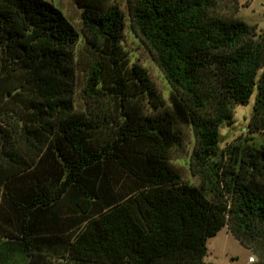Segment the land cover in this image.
<instances>
[{
    "label": "trees",
    "instance_id": "16d2710c",
    "mask_svg": "<svg viewBox=\"0 0 264 264\" xmlns=\"http://www.w3.org/2000/svg\"><path fill=\"white\" fill-rule=\"evenodd\" d=\"M73 1L80 30L48 0H0V264H206L227 225L264 264V146H221L255 90L264 132V33L239 0H127L168 105L144 67L128 76L119 0ZM185 126L199 185L172 162Z\"/></svg>",
    "mask_w": 264,
    "mask_h": 264
},
{
    "label": "rangeland",
    "instance_id": "374dc122",
    "mask_svg": "<svg viewBox=\"0 0 264 264\" xmlns=\"http://www.w3.org/2000/svg\"><path fill=\"white\" fill-rule=\"evenodd\" d=\"M57 5L66 16L73 22V24L80 30L82 26L81 9L75 4L73 0H48ZM241 8L238 12V17L246 22L256 25L259 33H264V0H239ZM126 15V27L122 40L123 63L126 67L128 76H134V67H144L149 73L151 79L156 84L162 93L165 101L170 102V94L172 92L171 84L166 78L164 72L155 60L151 50L146 46L142 39L134 30L131 16L129 13L127 0H119ZM82 42V39H81ZM82 44V43H81ZM262 70H260V73ZM83 76L81 75V78ZM20 80V75H15L5 80L9 85L16 84ZM130 93L143 100L144 95L139 86L134 81L131 82ZM83 82L78 77L74 88L71 91V97L76 103L82 102ZM257 90L251 96L250 102L247 104H237L235 106V122L233 125L225 123L221 128V146L226 147L234 141H244L256 144L257 146H264V132H251L249 129V120L252 116L253 106L255 102ZM2 101V100H1ZM150 106V105H149ZM147 106V109H149ZM185 143L182 147L176 150L173 154L172 162L184 175V179L195 185L200 184L198 176L194 175L190 165V158L195 146V135L191 127H184ZM29 177V176H27ZM21 179V184L25 182V178ZM117 180L121 187L126 189L134 186L135 182L130 178H125L124 174L118 173ZM208 255L205 257L206 264H250L249 257L255 256V261L258 260V255L251 249L244 246L240 240L229 230L228 225L224 226L216 235L210 237L207 241ZM16 258L12 253L6 254L5 251L0 250V261L3 259L9 260ZM60 263V262H58Z\"/></svg>",
    "mask_w": 264,
    "mask_h": 264
},
{
    "label": "built area",
    "instance_id": "2783aa9c",
    "mask_svg": "<svg viewBox=\"0 0 264 264\" xmlns=\"http://www.w3.org/2000/svg\"><path fill=\"white\" fill-rule=\"evenodd\" d=\"M249 262L250 263H252V262H254L255 261V256L254 255H251L250 257H249Z\"/></svg>",
    "mask_w": 264,
    "mask_h": 264
}]
</instances>
